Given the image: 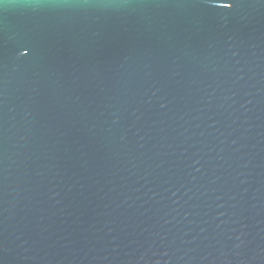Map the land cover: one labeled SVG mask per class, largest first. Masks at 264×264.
Returning a JSON list of instances; mask_svg holds the SVG:
<instances>
[{"label":"water","instance_id":"1","mask_svg":"<svg viewBox=\"0 0 264 264\" xmlns=\"http://www.w3.org/2000/svg\"><path fill=\"white\" fill-rule=\"evenodd\" d=\"M0 264H264V0H0Z\"/></svg>","mask_w":264,"mask_h":264}]
</instances>
